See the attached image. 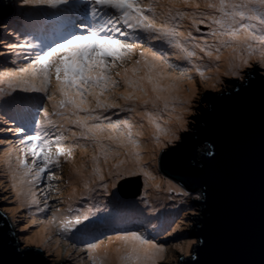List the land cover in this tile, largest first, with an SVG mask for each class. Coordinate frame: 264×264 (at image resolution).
<instances>
[{"label": "snow or ice", "instance_id": "snow-or-ice-1", "mask_svg": "<svg viewBox=\"0 0 264 264\" xmlns=\"http://www.w3.org/2000/svg\"><path fill=\"white\" fill-rule=\"evenodd\" d=\"M23 4L37 12L55 9L57 13H76L65 25L67 35L42 48L27 67L8 72L0 79V83H7L14 90L45 92L50 102V107L43 109L44 135L29 134L28 137L40 143L27 144L23 148L14 146L13 149L18 153L17 167L12 170V178L17 181L13 185L15 194L32 204H41L40 193L43 204L48 205L49 194L59 192L51 181L62 179L53 169L61 165V157L70 160L77 148L87 152L89 143L94 152L93 174L99 177L106 193L109 187L117 188L118 182L134 174L136 169L149 176L138 139L143 133L134 131L138 125L143 128V124L128 115L121 118L120 114L146 118L153 126L159 147L181 140L180 133L187 131L188 114L193 111L195 98L194 92L181 98V85L194 83L193 71L207 83L213 77L206 76V72L214 69L217 75L211 85L213 88L224 84L225 76L234 78L229 83H235L237 79L250 78L254 72L264 71V0H205L204 8L211 11L200 12L199 18L193 13L191 20L193 26L207 23L208 35L216 41L212 44L207 39L201 43V37L193 35L192 31L185 34L179 30L178 19L190 15L181 6L199 10L201 4L197 0H84L82 4L72 0H23ZM195 30L200 31L199 27ZM155 42L167 44L174 49L173 55L190 67L174 64L171 57L154 48ZM8 47L34 46L10 44ZM222 49L231 51L223 72L219 64ZM205 58L208 63H197ZM36 80H39V87ZM259 82L264 90V76L259 77ZM170 104L169 119L162 125L158 113L167 111ZM49 134L54 139L49 138ZM69 139L71 144L66 143ZM188 139L187 135L183 137L185 141ZM20 143L25 144L23 140ZM183 147L181 143L170 148L162 161ZM121 154L126 159L110 167V184L104 182L99 157L103 156L107 164ZM8 155L10 157L11 152ZM29 156L32 157L30 161ZM45 179L49 181L47 190L40 188ZM109 194L115 197L117 193ZM52 199H56L55 195ZM39 210L44 211V208ZM59 212V209L52 210L53 225L64 233L75 229L81 237L86 235L87 213L58 216ZM107 239L122 242L116 249L118 264H159L166 253L165 247L139 230ZM103 244L104 241L89 243L80 251L86 253L91 264H104L108 252L105 250L101 255Z\"/></svg>", "mask_w": 264, "mask_h": 264}, {"label": "rangeland", "instance_id": "rangeland-1", "mask_svg": "<svg viewBox=\"0 0 264 264\" xmlns=\"http://www.w3.org/2000/svg\"><path fill=\"white\" fill-rule=\"evenodd\" d=\"M197 2L201 4V8H204L205 0H197ZM14 3L15 7L13 14L9 15L10 18H6V20L3 21L4 24L0 26V79H3L5 74L8 72L18 71L20 67H27L31 62L30 60L25 59V56L22 53L23 51L17 50V48L11 49L8 47L10 44L21 45L22 43V40L18 38L19 29L21 28L19 26L20 20L23 22V25L32 22L30 19H25L28 14L24 9L25 7H32L24 5L23 0H14ZM184 11L186 10L184 9ZM195 14L197 15L198 13L196 12ZM216 15L219 14L216 13ZM189 16V18L183 19L182 21H186L188 19L191 20V14ZM198 17L199 16H197V18ZM177 23L179 25V30L185 34H187L188 31H192L193 35L201 37V43H203L204 39H207L209 44L216 43V41L211 39L208 35L210 30L207 26V23L193 26L192 24L182 23L180 19H178ZM32 25H30V27ZM185 26H188L186 29L187 32L184 29ZM196 27H199V32L195 30ZM240 54L241 53H237V55ZM242 54L245 56L247 55L246 52ZM28 55V58L32 57L31 53ZM221 55L222 59L219 61V64L220 71L223 72L227 67L228 60L231 56V51L229 49H222ZM172 60L175 61L174 55L172 56ZM176 61L180 63L182 60L176 58ZM183 63L185 64L184 66H188L186 61ZM197 63L203 64L208 63V61L207 58H205V61H197ZM212 63L215 64L216 62L212 61ZM246 71H251V69H246ZM261 73L264 74V71H261ZM216 75L217 73H215L214 69L212 71H207L206 76L213 77V79L208 80L207 83L202 80L199 75H197V77L193 76L196 87L194 92L195 98L193 100L192 106L193 111L191 114H188L187 130L196 129L197 124L192 123V120L194 122H197V120L193 119L195 116L192 114L200 115L198 109L203 110L200 105L210 107L211 101L209 96L206 95L210 89L216 94H219L220 92L226 91L227 89L237 85V81H235V83H229L227 78L231 77L225 76L223 77L224 84L213 88L211 85L215 83ZM248 79V77H245L243 80L239 81H247ZM35 84L39 87V80H36ZM191 84L193 83L185 82L181 85V87L186 86L187 91H184L185 94L191 93ZM7 88V83H0V95L4 93ZM16 90H18V88H16ZM122 90L123 89H121V91ZM4 96L15 97V94L7 95L4 93ZM205 97H208V99ZM31 98H36L37 100H42L43 98L44 105L46 107H50V102L48 101L46 94L43 97L32 95ZM6 106V104L0 103V213H2L7 218L9 224L13 228V235L17 238L20 249L40 247L45 251L46 257L48 258V264H56L59 262H63V264H85L87 261V255L86 253L81 252L80 249L87 248L90 242L81 237L80 233L75 232V229H73L72 232L64 233L51 223L52 210L59 209L60 212L58 213V216H71L66 214V212L69 211H66V208L70 205H77V212L87 213L89 217L92 215V213H94L95 217H97L99 221L103 215H106V218L108 219L110 217L112 218V216L115 214H118L115 217L116 219H113L110 222L109 227L112 229H114L116 226H114V224H119V220L125 218L123 214H128L130 217V219L124 220L123 224H133L135 221L141 220L140 223L146 225L141 226L139 231L145 229V233L150 230L147 227V223H155L153 230L158 231V236L156 239H154L152 236L150 237L153 238L155 242L166 248V258L164 257L161 264H180L181 255L187 256L189 258L192 257L196 248V244L200 243L195 236L194 223L198 222V219L202 216L199 203L203 197V191L197 190L196 194L184 192L183 188L179 186L177 181L165 176V173L160 168V157L162 156L163 152L166 148H169L172 145H178L182 141V137L184 135L183 131L180 133L181 140L176 141L174 144L168 145L166 147H159L157 146L156 141L148 140L150 135H153L150 131V134L147 132L146 124L140 116L121 113V118H123L125 115H128L129 118L133 119L134 121H138L140 124H143V128L138 127L134 131L139 130L143 133V135L138 139L141 144V156L143 157L144 167L148 172H151V181L148 182L146 176L141 174L140 171H135L134 174L126 175L124 178H122L118 182L117 188L113 189L109 187V193H117L115 197L111 196L109 193H106L104 188L100 186L101 181L99 180V177L93 174L92 156L94 152L92 144L89 143L87 145V152L77 148L70 160H65L63 157H61V165L53 170L58 176H61L62 179L59 181H51L54 188H59V192L49 194L47 206L43 204L42 195L38 193V196H40L41 199V204L36 205L32 204L30 200H25L23 197L18 198L15 194L16 189L13 187V185L14 183H17V181L13 180L12 169L7 167V162H9L14 167L17 166L16 156L18 153L13 150L14 146L23 148L27 144H21L20 141L22 139L16 137V135H20L22 132L17 130L14 127L15 124L9 121L8 117L10 112L7 111L4 113ZM16 115H18V112ZM115 118L116 117H113V119ZM37 122L38 121L35 120L34 123L36 124ZM34 126L35 127H33L31 134H35L37 132L36 135H38V133L44 132L42 131L43 128L41 125H37V128L36 125ZM29 133L30 131L26 132V134ZM49 138L54 139L51 134H49ZM161 140H163V137H161ZM23 141L25 142V140ZM35 142L37 144L40 143V141H32L28 144H33ZM66 143L71 144L72 140L69 139L66 141ZM81 143L84 142L81 141ZM105 143L108 142L105 141ZM204 148L205 147H202L199 150V153L205 152L206 150ZM9 152L12 153L10 157L8 155ZM28 159L30 161L32 157L29 156ZM124 159H126V157L121 154L119 157L110 159L108 163L105 164L103 156H100L99 167L103 171V167H107L109 163L115 164L118 160ZM77 169H79V172ZM46 182L49 183L47 179H45L44 182L42 181L41 184H43H40V188L46 185L44 190H47ZM104 182L110 184L107 174L105 175ZM85 183L88 184L87 188L85 187ZM167 185H171L172 188L167 189ZM80 186L90 189L91 195H75V189ZM150 188H152V190H154L156 193H166V196H164L162 199V201H164L163 204L165 205L163 210L155 212H149L147 210L152 209L147 203V200L150 198ZM184 193H187L188 195H185ZM53 195H55L56 199H52ZM131 204H134V209L131 207ZM39 208H44V211H40ZM93 218H91V220ZM91 220L84 222L90 223ZM58 222L59 221H57V223ZM77 227L82 226L78 225ZM118 228H116L115 232L118 230ZM124 228H122V230H126V233L124 234H128L129 232L135 230L134 228L132 230ZM115 232H109L106 237H101L102 239L99 238L94 243L104 241V244L113 243L114 248H119L120 245L115 239L111 241L107 239L108 237H117L121 235ZM38 234H40L41 239H37ZM181 249H183V251ZM69 252L72 253L71 256L68 255ZM87 264H91V262L87 261Z\"/></svg>", "mask_w": 264, "mask_h": 264}, {"label": "water", "instance_id": "water-1", "mask_svg": "<svg viewBox=\"0 0 264 264\" xmlns=\"http://www.w3.org/2000/svg\"><path fill=\"white\" fill-rule=\"evenodd\" d=\"M14 7V0H0V26ZM260 76L264 74L254 72L247 81L237 79L236 86L219 94L210 89L206 94L210 107L200 105V115L192 114L199 117L197 122L192 120L196 129L183 131L189 137L179 143L184 147L162 161L176 147L172 145L160 157L165 176L192 192L203 191L202 216L194 223L200 243L192 257L180 256V264H264V90ZM202 146L206 151L199 153ZM47 260L40 247L20 249L13 228L0 213V264H48Z\"/></svg>", "mask_w": 264, "mask_h": 264}, {"label": "bare ground", "instance_id": "bare-ground-1", "mask_svg": "<svg viewBox=\"0 0 264 264\" xmlns=\"http://www.w3.org/2000/svg\"><path fill=\"white\" fill-rule=\"evenodd\" d=\"M182 8H184V9H194V8H190V7H183V6H181ZM14 10V9H13ZM52 9H41V10H39L38 12H40V13H46V12H49V11H51ZM13 12V11H12ZM11 12V13H12ZM9 16V15H8ZM7 18H10V16L9 17H7ZM28 19H30V21H35L36 20V18H28ZM187 22L190 24L192 21L190 20V19H188L187 20ZM32 23H30V24H24L23 25V27L22 28H26V31H34V30H32L31 29V27H30V25H31ZM6 28H8V27H6ZM188 28V26H185L184 27V29L186 30ZM38 29H39V27H38ZM37 29V30H38ZM186 32H187V30H186ZM171 48V47H170ZM18 50V49H17ZM170 51L171 52H174V49H170ZM183 61V60H182ZM184 62V61H183ZM21 68V67H20ZM38 87V86H37ZM190 87L192 88V90H191V93H193V92H195V84L193 83V84H191L190 85ZM186 89V86H184V87H181V93H180V96H181V98H183V96H187V95H189V93H187V94H185L184 93V90ZM190 89V88H189ZM187 90V89H186ZM38 92H41V91H28V92H25V91H22V90H20L19 88H18V90H14L13 88H7L5 91H4V93H6L7 95H13V94H15V97H5L4 96V93H2L1 95H0V99H1V101H0V103H2V104H6L7 106H6V109L4 110V113L5 112H7V111H9L10 113H11V115H13L15 118L14 119H16V117L18 116V115H28V108H26L25 107V105H27V104H30L34 99L33 98H31V96L32 95H34V96H38ZM186 92V91H185ZM24 94H27V95H24ZM4 101V102H3ZM28 106V105H27ZM161 107V109H163V105H161L160 106ZM171 104L169 105V109L167 110V111H162L161 113H158L159 115H161V119L159 120V123L160 124H164V121H165V119L167 120V119H169V115H168V112H170L171 111ZM149 108H151V106L149 105ZM18 112V115H16V113ZM174 115V114H173ZM143 120H144V123L146 124V129H147V132L149 133V131L152 133V135L153 136H151L150 135V137H149V141H151V140H153V141H156L155 140V137H154V129H153V126L152 125H150L149 124V122H148V120L146 119V118H142ZM42 121L43 120H39L38 121V124L37 125H42ZM139 127V125L137 126V128ZM135 130V129H134ZM42 131H43V129H42ZM150 134V133H149ZM38 135H44V132H41V133H38ZM202 147H205V146H202ZM12 154V153H11ZM112 165H107V167L106 166H104L103 167V172H104V175H108V173H109V169H110V167H111ZM7 167L9 168V169H15L17 166H12L9 162H7ZM135 171H139V169H136ZM150 173V175L149 176H146V179H148V182H150L151 181V172H149ZM145 179V180H146ZM170 188H172V186L171 185H167V189H170ZM183 191L184 192H187L184 188H183ZM75 195H82V194H85V196H90L91 195V190L90 189H86L84 186H80V187H77L76 189H75ZM190 194H196V192L194 193V192H192V191H190L189 192ZM84 196V197H85ZM164 196H166V193L165 192H163V193H156L154 190H152V188H150V198H149V200H147V203H148V205L152 208V209H147L149 212H155V211H161V210H163L164 208H165V205L163 204V202L164 201H162V199L164 198ZM85 199H87V198H85ZM131 207L134 209V204H131ZM69 209H71L72 211L70 212V211H67V210H69ZM77 210H78V206L77 205H70V206H68L67 208H66V214H68V215H73L74 213H77ZM116 224H114V226H115ZM117 227V225L115 226V228ZM41 239V236H40V234H38V236H37V239ZM39 241V240H38ZM117 242H118V244L120 245V247L122 246V242H120V241H118V240H116ZM119 247V248H120ZM107 251L108 252V257H107V259L104 261V264H118V262H117V259H116V256H117V253H116V248H114L113 247V243H109V244H104V245H102V247H101V255L103 254V252L104 251ZM164 257L166 258V253L164 254ZM164 259V258H163ZM162 259V260H163ZM162 260L159 262V264H161V262H162Z\"/></svg>", "mask_w": 264, "mask_h": 264}, {"label": "trees", "instance_id": "trees-1", "mask_svg": "<svg viewBox=\"0 0 264 264\" xmlns=\"http://www.w3.org/2000/svg\"><path fill=\"white\" fill-rule=\"evenodd\" d=\"M24 9H25V11L28 14L25 19H28V18H36V20L33 21V23H32V24H35V26H33V29H32L34 31L31 32L32 34L35 31H37L40 38L41 37H44L45 39H48L49 41H51L50 40V38H51L50 31L53 32L52 37L53 36H59V35H61L63 33H67L64 29H65V25L67 24L68 19H69L70 16H64V17H62L60 19H57L55 17H52L53 16L52 14L45 15V13L35 12V10L33 8H27V7H25ZM182 10L184 11V8H182ZM185 10L188 11V12H190V14L196 13V11L193 10V9H185ZM193 11H195V12H193ZM200 11L201 12H208L209 10H206L204 8H201ZM197 16H199V13L197 14ZM182 23L189 24L187 22V20L186 21H182ZM190 24H192V22ZM38 27H39V29H38ZM32 38H33L34 42H37L38 43V47H40V48L46 47L44 41H42V40H36V38H34V37H32ZM157 45H163V46H165V47L159 48L157 50H162V52H163V54L165 56H169L172 59L173 52L170 51L171 48L167 44H161L159 42ZM175 60H176V57H175ZM172 62L174 64H176V65H180L176 61H173L172 60ZM181 67H184V66H181ZM188 67H190V66H188ZM192 75L194 77H197L198 74L193 71L192 72ZM84 224L87 225V229L85 230L86 231V235L83 236V238L86 239L89 235H91V234H93L95 232L94 231L95 227H93L89 223H85L84 222ZM153 238L156 239L157 237H153Z\"/></svg>", "mask_w": 264, "mask_h": 264}, {"label": "clouds", "instance_id": "clouds-1", "mask_svg": "<svg viewBox=\"0 0 264 264\" xmlns=\"http://www.w3.org/2000/svg\"><path fill=\"white\" fill-rule=\"evenodd\" d=\"M201 148H202V147H201ZM201 148H200V149H201ZM204 149H205V148H204ZM177 183H179V182H177ZM180 186H181V187L184 186L183 188H186V189H187V187H186L185 185H183L182 183H180ZM188 190H189V189H188ZM194 193H195V192H194Z\"/></svg>", "mask_w": 264, "mask_h": 264}]
</instances>
